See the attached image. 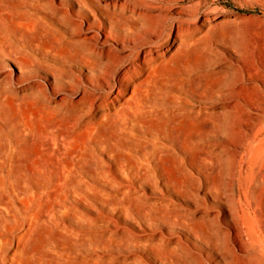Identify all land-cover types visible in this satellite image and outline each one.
<instances>
[{
    "label": "rangeland",
    "instance_id": "obj_1",
    "mask_svg": "<svg viewBox=\"0 0 264 264\" xmlns=\"http://www.w3.org/2000/svg\"><path fill=\"white\" fill-rule=\"evenodd\" d=\"M75 1L0 0V264H169L160 254H181V245L211 264L202 252L225 207L214 185L227 113L223 96L198 113L211 105L191 87L203 70L199 44L223 31L247 49L250 67L231 78L256 106L250 112L263 114L264 0H129L155 10L164 27L157 39L125 41V66L142 65L137 56L148 47L166 53L177 25L201 26L204 16L212 23L160 75L170 78L173 102L123 122L119 107H104L123 68L108 83L97 69L111 59L108 47H122L72 13ZM219 72L203 78L218 87Z\"/></svg>",
    "mask_w": 264,
    "mask_h": 264
},
{
    "label": "bare ground",
    "instance_id": "obj_2",
    "mask_svg": "<svg viewBox=\"0 0 264 264\" xmlns=\"http://www.w3.org/2000/svg\"><path fill=\"white\" fill-rule=\"evenodd\" d=\"M70 7L74 14L83 12L89 25L91 22L97 24L105 39L116 40L122 47H108L106 51L111 59H108L104 67L97 68L100 71L99 78L107 83L123 68L119 75V79L123 81L121 87L104 103L105 108L119 107L116 115L120 122H123V117L135 120L139 116L164 111L166 107L158 104L169 105L173 102L175 95L170 91V78L160 75L168 73L164 71L166 63L173 61L180 47H186L192 42L190 35L194 32L199 33L198 36L202 35L212 23L209 17L204 16L201 26L191 28L177 25L166 53L157 47H148L137 56L142 65L130 62L125 66L126 56L129 55V51L123 48L125 41L136 44V39L144 37V34H150L156 39L163 34L164 26L161 21L156 20L159 17L154 13L156 11L129 0H76ZM55 9L68 12L65 8ZM97 13L100 14V19L97 18ZM214 34L219 38L215 42L204 40L199 44L202 54L197 65L202 66L203 70L198 72L201 76L199 82L191 87L201 94L202 99H211L210 106L201 103L198 107L201 115H205L208 109H215L214 98L223 96L218 105L227 113L222 126L226 129L227 140L220 146V154L225 161L219 169H215L219 183L214 185V191L220 195L225 207L222 216L209 213L213 215L216 235L212 238L209 250L201 252L211 264H252V259L255 264H264V216L263 221H260L257 213L259 203L256 199L257 194L264 191V111L263 114L251 113L249 108L256 106L248 104L239 77L235 81L231 78V75L235 76L250 67L244 57L247 49L240 47L223 31H215ZM262 47L264 49V42ZM167 53L169 57L165 61ZM216 69L221 71L218 87L203 78ZM247 170L250 172L247 173ZM240 180L241 193L237 189V182ZM242 219L246 220L245 225ZM181 246L183 254L172 256L162 253L160 257L169 261V264H207L202 254L193 252L187 245Z\"/></svg>",
    "mask_w": 264,
    "mask_h": 264
}]
</instances>
